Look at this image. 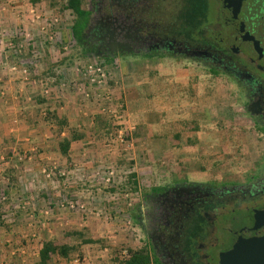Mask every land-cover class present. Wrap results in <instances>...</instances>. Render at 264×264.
<instances>
[{
  "label": "rangeland",
  "instance_id": "obj_1",
  "mask_svg": "<svg viewBox=\"0 0 264 264\" xmlns=\"http://www.w3.org/2000/svg\"><path fill=\"white\" fill-rule=\"evenodd\" d=\"M68 2L0 0V255L40 264L54 242L72 251L50 264H123L140 252L155 264L139 218L147 192L258 183L264 137L225 76L89 55ZM90 64L109 71L104 88L82 79Z\"/></svg>",
  "mask_w": 264,
  "mask_h": 264
},
{
  "label": "flooded vegetation",
  "instance_id": "obj_2",
  "mask_svg": "<svg viewBox=\"0 0 264 264\" xmlns=\"http://www.w3.org/2000/svg\"><path fill=\"white\" fill-rule=\"evenodd\" d=\"M89 55L182 63L236 86L264 137V0H82ZM85 4V6L83 5ZM264 170L248 186L183 181L153 188L140 226L155 264H221L239 239L264 236Z\"/></svg>",
  "mask_w": 264,
  "mask_h": 264
},
{
  "label": "trees",
  "instance_id": "obj_3",
  "mask_svg": "<svg viewBox=\"0 0 264 264\" xmlns=\"http://www.w3.org/2000/svg\"><path fill=\"white\" fill-rule=\"evenodd\" d=\"M82 0H69L68 8L73 11L76 15L77 20L73 27L74 36L77 40H80L82 37L83 26L80 24L84 12L82 10ZM71 142L66 139L60 143L61 153L66 155L69 152ZM71 248L66 245H59L54 242H48L43 245L40 250V264H50L54 256H60L66 258L71 253ZM152 260L147 253H136L130 259L125 261L123 264H151Z\"/></svg>",
  "mask_w": 264,
  "mask_h": 264
},
{
  "label": "water",
  "instance_id": "obj_4",
  "mask_svg": "<svg viewBox=\"0 0 264 264\" xmlns=\"http://www.w3.org/2000/svg\"><path fill=\"white\" fill-rule=\"evenodd\" d=\"M257 221L264 224V213L257 216ZM221 264H264V236L239 239L222 255Z\"/></svg>",
  "mask_w": 264,
  "mask_h": 264
},
{
  "label": "built area",
  "instance_id": "obj_5",
  "mask_svg": "<svg viewBox=\"0 0 264 264\" xmlns=\"http://www.w3.org/2000/svg\"><path fill=\"white\" fill-rule=\"evenodd\" d=\"M17 68L18 67H14L13 70H19L23 75L28 74L27 68ZM81 73L83 74L82 79H84L91 87L94 86V88L101 89L108 84L109 71L103 66V64H90L85 67Z\"/></svg>",
  "mask_w": 264,
  "mask_h": 264
},
{
  "label": "crops",
  "instance_id": "obj_6",
  "mask_svg": "<svg viewBox=\"0 0 264 264\" xmlns=\"http://www.w3.org/2000/svg\"><path fill=\"white\" fill-rule=\"evenodd\" d=\"M17 7V6H16ZM4 54H6V52H5V50H3L2 51V49H0V58L1 57H5V55ZM19 69H21V67H18ZM18 73V72H17ZM0 81H3V79H1L0 78ZM11 131H13V130H11ZM7 135L8 136H10V137H12L13 139H15V138H17V139H20L21 138V136H23V135H25V134H23L22 132H15V134H13V135H10L8 132H7ZM36 148H33L32 150H35ZM14 150L16 151V148H14ZM0 153H2V151H0ZM1 240V239H0ZM1 246V250H2V253H5V251H3V242L0 244ZM8 248H10V247H8ZM12 248H14V247H11V249ZM17 251H20V250H17ZM8 253H9V251H8ZM16 252L14 251V249H12V255H14ZM9 257H11L10 255H8ZM0 264H4V261H3V255H0Z\"/></svg>",
  "mask_w": 264,
  "mask_h": 264
}]
</instances>
